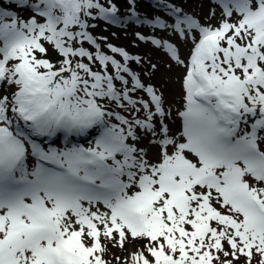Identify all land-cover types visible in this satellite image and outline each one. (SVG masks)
<instances>
[{
	"label": "snow or ice",
	"instance_id": "6c2138e0",
	"mask_svg": "<svg viewBox=\"0 0 264 264\" xmlns=\"http://www.w3.org/2000/svg\"><path fill=\"white\" fill-rule=\"evenodd\" d=\"M211 3L204 23L174 4L171 24L137 21L192 42L185 62L137 33L185 69L178 133L128 66L141 58L108 44L121 63L88 31L119 22L112 0L0 3V264H110L128 243L122 264H264V0ZM60 133L93 139L44 143Z\"/></svg>",
	"mask_w": 264,
	"mask_h": 264
},
{
	"label": "rangeland",
	"instance_id": "374dc122",
	"mask_svg": "<svg viewBox=\"0 0 264 264\" xmlns=\"http://www.w3.org/2000/svg\"><path fill=\"white\" fill-rule=\"evenodd\" d=\"M173 1L179 4L183 8L184 12L198 18L201 23L205 22V18L208 16L210 9L214 7V5H212L211 3V0ZM31 2H35V0H30V3ZM100 2L108 6V0H100ZM112 2H114V0H112ZM154 2L155 0H148V4H152ZM144 6L146 9L147 4H144ZM150 10H153V12ZM13 12L17 13L21 18L24 19L31 18V16L35 15V13H33L31 9L28 8L19 9L15 7V10ZM138 14L145 15L150 20L158 16L161 19L165 20L167 23L171 24L163 13L156 11L155 4L149 5L147 10L141 11ZM117 17L119 22L116 24H111L113 27H110V31L104 30L98 25H95L94 28H89L88 31L94 36V38L97 39V42L100 43L101 51H103L107 55L113 56L121 63H124L123 58L118 53H112L107 47L108 44L123 48L129 53L130 56H139L141 58L140 63H137L134 60L128 61V66L130 65V63H135L136 70L134 72L139 76L141 82L146 86L152 85L157 90L158 94H163V99L165 102L164 106L171 112V116L167 122L171 131L173 133H178L180 130V121L177 112L183 110L182 106L184 101L182 94V81L185 75V69L184 67L178 65L174 60H172L170 55L162 46L157 47L151 42V39L140 40L137 36V33L147 38H155L161 41L167 40L169 43H173L178 47L180 57L181 59L185 60V62H187L190 51L193 47L191 40H181L178 34L174 33L171 29H159L150 25H147L146 27H132L133 25L131 24V17L133 16L131 15V13L117 14ZM37 18L38 20H40L39 17ZM100 20L101 18L96 19V21ZM213 23H215V21H213ZM100 38L106 39L102 40ZM47 47H49V51L53 56L54 54L57 56V54L52 50L51 46ZM84 47L89 48V50H94L93 46L89 45L87 42L84 43ZM153 64L156 65L155 69L151 67ZM97 70H99L98 65ZM112 71L113 69L111 68V66H109V72ZM116 86L117 88L123 87V85L118 81L116 82ZM131 86L132 84L129 83L128 87L130 88ZM131 95L134 99L142 98L145 100H149L147 94L142 90H137ZM116 110L120 111L123 115H128L127 112H124L121 109L117 108ZM139 115L143 116V110ZM59 136L62 137L63 133L58 134V136L55 137L54 141H50L51 147L60 148L58 142ZM70 138L73 142H76L79 139L80 144H84L85 146H89V141L93 139V137L91 136H70ZM149 138V136H145L140 142L139 146H146L148 144ZM40 139L37 140L40 141ZM154 152L155 149L152 150V153H150V155L154 154ZM126 248L127 251H124L119 247L112 248L110 252L107 253L105 258L110 261V264H122V261L128 259L129 254L136 250V247L131 243L126 244ZM116 256H119L121 260L117 261L115 259ZM256 259H258V257H256Z\"/></svg>",
	"mask_w": 264,
	"mask_h": 264
},
{
	"label": "trees",
	"instance_id": "16d2710c",
	"mask_svg": "<svg viewBox=\"0 0 264 264\" xmlns=\"http://www.w3.org/2000/svg\"><path fill=\"white\" fill-rule=\"evenodd\" d=\"M173 1V0H172ZM114 3L118 6V8H121V6L123 5V3L121 2V0H114ZM127 7H128V5H127ZM48 58L50 59V60H52V62H56V60L59 58V57H57L55 54H54V56L50 53V51H49V56H48ZM134 66H136V64L134 63L133 64Z\"/></svg>",
	"mask_w": 264,
	"mask_h": 264
},
{
	"label": "bare ground",
	"instance_id": "6f19581e",
	"mask_svg": "<svg viewBox=\"0 0 264 264\" xmlns=\"http://www.w3.org/2000/svg\"><path fill=\"white\" fill-rule=\"evenodd\" d=\"M46 144V143H45ZM48 145V144H47Z\"/></svg>",
	"mask_w": 264,
	"mask_h": 264
}]
</instances>
